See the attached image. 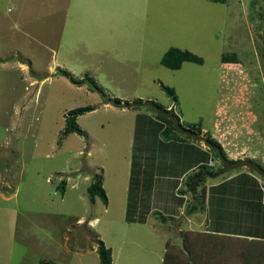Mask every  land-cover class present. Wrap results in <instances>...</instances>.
Returning a JSON list of instances; mask_svg holds the SVG:
<instances>
[{
  "label": "rangeland",
  "instance_id": "rangeland-1",
  "mask_svg": "<svg viewBox=\"0 0 264 264\" xmlns=\"http://www.w3.org/2000/svg\"><path fill=\"white\" fill-rule=\"evenodd\" d=\"M103 2L108 20L97 19L104 8L93 9L98 4L86 0L67 13L58 55L63 64L55 65L31 36L49 34L53 42L57 24L35 30L29 16L15 25L19 9L0 0V31H11L0 33V264H98V241L111 250V264H161L166 242L181 249L189 224L195 226L202 214L187 215L193 203L188 198L175 218L164 216L165 203L172 211L180 205L172 191L176 183L162 180L163 173L178 177L190 165L188 156L203 162L205 174L222 171V165L207 147L179 154L174 143L165 145L154 111L133 104L171 110L183 128L199 125V135L212 136L232 154L264 139L257 134H264V0ZM171 48L203 63L169 70L160 61ZM230 53L240 67L220 64ZM59 69L75 80L92 78L106 98L125 107L104 104L88 83L76 86ZM162 86L173 90L175 101ZM83 107L93 108L76 120L85 136L63 137L65 116ZM136 155L142 162L137 168ZM163 158L173 165L165 167ZM93 174L101 177L106 206L89 201ZM61 182L63 194L56 189ZM238 185L218 190L240 194ZM150 204L154 211L145 218ZM220 213L215 216L222 220ZM249 213L232 216V231L254 228L258 220Z\"/></svg>",
  "mask_w": 264,
  "mask_h": 264
},
{
  "label": "crops",
  "instance_id": "crops-1",
  "mask_svg": "<svg viewBox=\"0 0 264 264\" xmlns=\"http://www.w3.org/2000/svg\"><path fill=\"white\" fill-rule=\"evenodd\" d=\"M89 4H98V6H93L95 8L93 9H102L100 12L96 13L97 19L108 20L110 19V16L108 17L107 14H109L110 11L107 10V4L106 2H103V0H86ZM11 3H13L14 8L19 9V13L17 17H14V24L19 25L20 23H26V20L29 16H33L36 20L35 22V30L37 29H43L40 31H47L44 29L46 26H50V23L57 24L54 31L58 30L57 36L55 34H51L52 37L55 39L52 42V39L50 37H47L49 34L37 36L39 34L36 33V36L32 39H35L37 43L40 45V47L46 52L45 54L50 57H54L52 60L53 64H63L62 60L58 57L61 50V43L60 40L63 39V32L62 30L65 28V21H66V15L68 12H71L72 7H76L79 3V0H10ZM225 4V3H224ZM13 11V8H11ZM9 12H12L10 9H7ZM84 14V13H83ZM89 14V13H88ZM55 17H58L56 19ZM45 21V22H44ZM101 21V20H100ZM33 31V30H32ZM4 35L11 34V31L8 30H2L0 33H3ZM40 33V32H39ZM43 33V32H41ZM62 34V38H61ZM48 39V40H47ZM34 41V40H33ZM242 104V103H241ZM254 117V116H253ZM249 118H252L250 116ZM204 132L203 130H201ZM248 137L251 139V136L253 133H250V131H247ZM250 133V134H249ZM259 138L263 137L264 134H262V131L259 130ZM212 137V136H211ZM214 139V138H213ZM254 141H251L252 143H255V146H250L248 149H243L242 151H239L237 153H231L229 151V148L227 150L224 148L223 145L222 148L225 151V153L229 152V156L227 159L229 160H240V159H246L251 162L257 163L261 167L264 168V157H262L259 153H264V139H253ZM217 142V141H216ZM258 142V143H257ZM172 142H166L165 145H170ZM175 147L179 148V154L183 153L182 151H191L195 152L197 150H204L206 147L203 145H196V143H175ZM252 152V154H250ZM231 153V154H230ZM184 154V153H183ZM257 155V156H256ZM260 158H257V157ZM264 156V155H263ZM184 158V157H183ZM189 163V167L185 172H182L178 177H173L171 173H168V171H165L167 173H163L162 180L167 182L176 183V185L173 187L172 191L173 193H176L177 195L175 198L180 199L181 202L178 201L177 205H180V207H177L176 211H172V209H168L167 207H170V204L165 203V209L168 211L164 213V216H171L175 218V213L179 212L181 213L182 207H184V204L187 203L188 198L192 199L191 191L186 192L185 187V176L189 173H195L198 170V167L200 165V162H197L198 160H194L193 157H186L185 158ZM254 159V160H253ZM169 159L163 158L162 162L167 166H171L173 164H169L167 162ZM184 162V161H183ZM213 160H209V164H212ZM182 164V162H181ZM245 170V171H244ZM247 169H241L238 170L235 173L230 172V174L227 175V172L224 171L217 174L216 177H208V180L210 182H205L207 193L205 196L204 204H199V206L202 207V210H197L195 213H201L202 219L195 223V226L192 227L190 224L188 227L189 231H196L199 233H206L212 235L211 241L208 239L203 244L204 247H202V252L200 254L205 255L203 257V264L209 262V264H252V260H260L261 263L264 261L262 257H258L259 255H262L264 253V202L262 201L261 194L251 191L252 189V183L256 184L257 187H254L257 191L260 192V188L263 184H260L257 180V177L253 175L252 173L246 171ZM240 178L239 183L241 185H238L240 194H232V192H226L219 193V188L223 186L226 183H230L232 179ZM216 178L220 179L217 180ZM218 182H215L216 180ZM234 183H232L233 185ZM162 186V185H161ZM230 188V187H229ZM185 191L184 193H180L179 191ZM214 190V191H211ZM250 190V191H249ZM155 191V190H154ZM153 194V191H151ZM152 198V197H150ZM225 201V202H223ZM150 209L145 214V218L150 216L151 211H154V206L151 204L149 205ZM218 210L221 213L222 220H220L218 217L215 216V211ZM206 211V212H204ZM208 211V214H207ZM250 211V213H249ZM170 213V214H168ZM193 213V214H195ZM250 217L257 218L258 221L255 222L256 225H254V228L249 229V231L239 233L236 231H232L234 228V222L232 221V216H236L238 214H248ZM193 214L188 216H192ZM212 216H211V215ZM224 217V218H223ZM142 220V219H141ZM145 222V221H143ZM197 230H191L192 228H196ZM190 228V229H189ZM200 230V231H198ZM236 230V229H235ZM248 232H256L255 235L250 234ZM260 234V235H259ZM252 237H255L256 239H252ZM252 240L260 241L258 243H251ZM239 261V263H236V261ZM263 260V261H262ZM259 263V262H258ZM259 263V264H261Z\"/></svg>",
  "mask_w": 264,
  "mask_h": 264
},
{
  "label": "trees",
  "instance_id": "trees-1",
  "mask_svg": "<svg viewBox=\"0 0 264 264\" xmlns=\"http://www.w3.org/2000/svg\"><path fill=\"white\" fill-rule=\"evenodd\" d=\"M211 1L214 3H220V4H224L226 2V0H211ZM160 63L163 67H165L169 70L177 71L181 68L183 63H193V64L201 65L203 63V61L201 58L195 56L194 54L190 53L189 51H186V50L182 51V50H179L176 48H171L163 55ZM220 64L222 66H224L225 68H232V67L238 68L241 65L240 61L237 60L235 54H233V53L223 55L221 57ZM58 72L61 76L68 78L69 82H71L72 84H74L76 86H80L84 83H88L91 91L97 92L98 94H100L104 98V104L110 103L115 107H125V104L122 105L121 101L118 99L112 100L110 98H106L105 95L98 88V86L96 85V83L94 82V80L92 78L85 76L81 80H75V79L69 77L68 72H66L65 70L59 69ZM161 88L165 92L166 95L171 97L174 101L176 100L173 90H171L167 87H163V86ZM137 102H140V100H138ZM130 106L131 105H129V107ZM142 107H145V106H142ZM131 108L137 109L139 107L134 106V104H133L131 106ZM146 108L154 111L153 109H151L149 107H146ZM91 111H93V108H90V107L77 108V109L69 111L68 114L65 116V127H64V130L62 131V136L65 137L69 134H77L78 136L84 137L85 134L76 124V120H77V117L83 115L84 113L91 112ZM169 112L174 115V113L171 110ZM154 113H155V120L157 122H160L159 124L161 125V127H163V128H161L159 135H160V137L164 143L172 142L175 144V143H179V142H183V143H195V142H197L190 137L180 135L175 130V128L173 127V123L169 119L159 115L155 111H154ZM191 131H193L199 135V133L201 132V128L199 125H197L196 128H192ZM204 135L206 136V133ZM206 138L210 143L217 146L222 151L220 145L214 139H212L210 136H206ZM208 149L213 153L215 159L218 160L215 150L212 148H208ZM222 154L224 155L223 151H222ZM136 159H137V161H135V164H136V168H137L140 164H142V162H140V156L139 155H136ZM132 164H133V162L131 163V165ZM204 167L205 166H204L203 162H200V165L198 167V171L196 173H194L192 176H190L187 179V181L185 182L186 192L191 191V195L193 196L192 197L193 203H189L187 205V214H189V215L195 213L198 209L202 210L201 206H203V205L199 206V204H204L205 196L207 193V188L205 185V179L208 178L209 176L217 175V174L222 172L219 169L216 172L207 171V174H205V173H203V171H201V169H205ZM247 170H249V169H247ZM249 172L254 173L252 170H249ZM255 175L257 177H259L257 174H255ZM260 178L261 177H259V179ZM262 180L264 181V179H262ZM239 181H240V178L237 177L235 179H232L230 183H235V182H239ZM253 183H254V181H253ZM64 187H65V183L61 182L60 185L56 189L57 190L60 189L61 194H63ZM251 191H253V190L251 189ZM255 191L257 193H260L261 198H262L261 189H260V192L257 191L256 189H255ZM255 191H253V192H255ZM179 192L184 193L185 191L180 190ZM87 196L89 198V201L92 203L97 198L104 206L107 205L108 200H107L106 194L104 192V189L102 188V181H101L100 175L93 174L92 182L90 183V185L87 188ZM177 200L179 202H181L180 199H177ZM127 219H129V218H127ZM165 219H164V217H162L163 221ZM248 233L252 234L251 232H248ZM254 233H256V232H254ZM184 234L185 235L182 234L183 237H182V242H181V249H176V248H173L172 246H168V243L166 242L165 252H164L163 260H162L161 264H203V257H205V255L200 254V253L202 252V247H204L203 244L205 243V241L207 239L209 241H211L212 235H210V234L208 235L206 233H199L196 231H188L187 233H184ZM252 239H256V238L252 237ZM258 242H260V241H255V240L251 241V243H258ZM96 248H97L96 253L98 255V260H99L98 264H111V262H112L111 250L106 248L102 241L97 242ZM262 256H264V253L262 255L257 256V258L258 257L260 258ZM262 259L264 260V258H262ZM258 262L261 263V261L259 259L256 261L252 260V264H259ZM39 264H52V263L41 261V262H39ZM204 264H209V262L204 263ZM261 264H264V261Z\"/></svg>",
  "mask_w": 264,
  "mask_h": 264
},
{
  "label": "water",
  "instance_id": "water-1",
  "mask_svg": "<svg viewBox=\"0 0 264 264\" xmlns=\"http://www.w3.org/2000/svg\"><path fill=\"white\" fill-rule=\"evenodd\" d=\"M134 105L138 106V107L139 106H145V107H149V108L153 109L159 115L169 119L173 123V127L175 128V130L180 135L190 137L197 142H202L206 147L214 149L216 154H217L218 161L222 165V171L235 170V169H239V168H246V169L252 170L255 174H257L259 177L264 179V168L263 167H261L257 163L251 162V161L246 160V159H240V160H236V161H228L224 157V155L222 154V151L220 150V148H218L217 146L210 143L206 137H204L202 135H198L191 130H187V129L183 128L180 125L178 118L175 115L171 114L169 111L164 110V109L162 110L159 107H157L156 105L150 104V103H136Z\"/></svg>",
  "mask_w": 264,
  "mask_h": 264
},
{
  "label": "built area",
  "instance_id": "built-area-1",
  "mask_svg": "<svg viewBox=\"0 0 264 264\" xmlns=\"http://www.w3.org/2000/svg\"><path fill=\"white\" fill-rule=\"evenodd\" d=\"M260 189L262 192V201L264 202V185H262Z\"/></svg>",
  "mask_w": 264,
  "mask_h": 264
}]
</instances>
